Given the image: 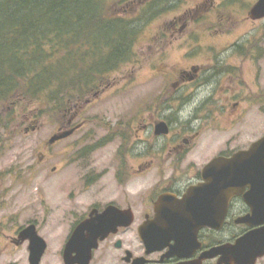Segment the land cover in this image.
I'll list each match as a JSON object with an SVG mask.
<instances>
[{
    "label": "flooded vegetation",
    "instance_id": "flooded-vegetation-1",
    "mask_svg": "<svg viewBox=\"0 0 264 264\" xmlns=\"http://www.w3.org/2000/svg\"><path fill=\"white\" fill-rule=\"evenodd\" d=\"M257 1L220 0L214 3L206 0L188 7L190 12L183 11L181 16L166 24L167 29L159 34L164 37L171 36L177 25L182 30L192 20L202 25L215 18L222 26L216 36L192 31L186 35L184 56L188 55L189 59L201 57L202 62L188 63L186 68L178 70L176 77L179 81L173 82L174 88L169 94L163 92L139 101L134 115L126 126H122L120 138L123 144L116 146L112 155L115 160L112 178L118 189L112 198L92 193L81 200L58 248L60 264H65L63 250L77 224L107 208L114 209L110 213L118 223L103 237L97 238L88 253L73 251L70 254L73 264H217L222 254L212 255L213 247L232 246L245 234L264 226V220L254 222L257 220L248 218L252 213L242 194L232 196L223 211L218 195L212 196L214 202L209 203L202 194L189 193L198 186L214 182L215 174L219 185V171L206 169V166L214 158L231 157L248 149L254 142L241 147L231 146L230 138L224 140L221 134L237 125L252 106L264 104V97L256 94L260 83L259 65L264 58V16H252V7ZM157 6V16L185 8L183 2L171 0L159 1ZM229 11L230 15H241V18L238 17V25L226 28L225 23L230 20ZM188 14L187 19L185 16ZM180 21L183 22L181 26ZM203 36H209L204 45L200 43ZM245 64H249L253 72V86L245 78ZM186 84L195 86V92H184L187 87L183 85ZM146 107L157 116L145 115ZM80 111L77 108L75 113L63 116L64 121L59 128L80 124L73 131L75 133L83 127V121L74 124ZM224 118L229 119L228 129L224 127ZM160 122L166 124V133L156 131ZM200 136L210 141L207 146L213 153L205 161L196 162L192 151L193 148L198 149L195 143ZM149 138H152L150 145ZM101 173L88 176L89 170L84 171L80 176L83 190L93 189L102 176L94 177ZM248 189L246 187L245 191ZM210 206L211 220L207 218ZM27 225H34L41 239L32 236L21 238V230ZM14 233L11 243L25 249L24 264H31L30 244L34 240L36 250L41 251L37 264L47 262L50 241L35 220L15 228ZM84 240H87V235ZM248 264H264V252Z\"/></svg>",
    "mask_w": 264,
    "mask_h": 264
},
{
    "label": "rangeland",
    "instance_id": "rangeland-1",
    "mask_svg": "<svg viewBox=\"0 0 264 264\" xmlns=\"http://www.w3.org/2000/svg\"><path fill=\"white\" fill-rule=\"evenodd\" d=\"M111 1L113 0H109V3ZM204 1L206 0H171L183 2L185 8L180 7L166 16H156L145 24L134 46L131 62L109 74L107 83L77 107L81 111L74 124L83 121L84 125L69 137L52 144L47 142L57 131L70 129L59 128L64 121L61 113L35 117L38 108L36 103L28 105L17 101L12 106L3 105L1 113L6 117L11 116V124L3 131L0 142V264H24L25 249L11 243V239L15 236V228L25 226L31 220L37 222L50 241L45 264H60L58 248L65 239L81 200L92 193L106 199L113 197L117 187L112 178V164L115 162L112 155L116 146L123 144L120 138L122 126L127 125L141 99L153 98L163 92L169 94L174 88L173 82L179 81L176 77L178 70L186 68L188 63L202 62L201 57L189 59L188 55L184 56L187 49V42L184 40L186 35L191 31L214 36L220 33L222 24L214 18L202 25L192 20L182 30L177 25L171 36L159 35L167 29L169 20L181 16L183 11L190 12L188 7ZM213 1L218 3L220 0ZM242 1L245 3L249 0ZM141 3V0H129L124 5H111L115 9L125 6L133 9ZM230 12H227L230 20L225 23L226 28L238 25V17L241 18V15H230ZM189 16L188 14L185 18L188 19ZM178 23L180 26L183 24L181 21ZM208 40L209 36H203L200 43L204 45ZM214 41L222 43L221 40ZM249 66L245 64V78L253 86V72ZM259 66L260 83L256 94L262 98L264 58ZM183 86L187 87L184 92L196 90L190 84ZM197 92L200 93L199 90ZM160 97L164 98L163 95ZM147 108L145 115L157 116V113ZM224 119V127L228 129L229 119ZM233 127L221 134L224 140L230 138L231 146L241 147L255 141L264 133V104L252 106L248 114ZM151 141L152 138H149V145ZM209 142L201 136L196 140L195 146L198 149L193 148V161L202 162L210 157L213 150L207 146ZM95 147L99 149L93 150ZM87 169L88 176L102 172V175L94 177L102 178L93 189L83 190L80 176Z\"/></svg>",
    "mask_w": 264,
    "mask_h": 264
},
{
    "label": "trees",
    "instance_id": "trees-1",
    "mask_svg": "<svg viewBox=\"0 0 264 264\" xmlns=\"http://www.w3.org/2000/svg\"><path fill=\"white\" fill-rule=\"evenodd\" d=\"M128 1L0 0V142L11 124L3 105L36 103L35 117L69 116L131 62L161 0L112 7Z\"/></svg>",
    "mask_w": 264,
    "mask_h": 264
},
{
    "label": "water",
    "instance_id": "water-1",
    "mask_svg": "<svg viewBox=\"0 0 264 264\" xmlns=\"http://www.w3.org/2000/svg\"><path fill=\"white\" fill-rule=\"evenodd\" d=\"M253 17L264 16V0H258L252 7ZM75 128L67 130H59L52 134L47 142H53L65 138L73 133ZM158 133H166L167 128L164 122H160L156 126ZM215 168L219 171L217 184V175L215 174V181L207 185L198 186L189 193L202 194L207 198L209 203L214 202L212 196L218 195L221 201V210L225 211L228 200L238 194L243 195L244 201L251 209V216L249 219L257 220L259 222L264 220V135L252 142L248 149L241 150L234 153L231 157H216L214 158L206 169ZM204 172V171H203ZM221 181V182H220ZM206 189L204 190V188ZM249 189L245 191V188ZM209 195H207V194ZM201 201V199H199ZM211 206L209 207V214L207 218L211 220ZM110 211L113 208H107L102 213L94 217L86 218L84 221L77 224L69 239L67 240L64 250L63 259L65 264H73L74 259L70 257L73 251L88 253L90 248L95 246L96 240L103 237L111 227H114L118 221L111 215ZM212 225L211 222H208ZM150 234L155 236L154 233ZM87 235V240L84 236ZM21 238L36 237L41 239L34 230V225H27L21 230ZM83 241V245H80ZM85 241V243H84ZM36 240L30 244V261L31 264H37L41 251L36 250ZM80 250V251H79ZM264 252V226L256 231H251L241 238L232 246L213 247L210 253H221L217 264H248L253 262L256 256L262 255ZM87 258V256H86Z\"/></svg>",
    "mask_w": 264,
    "mask_h": 264
}]
</instances>
